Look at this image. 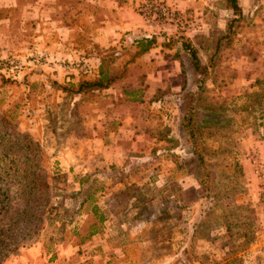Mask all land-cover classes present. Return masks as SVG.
Wrapping results in <instances>:
<instances>
[{"label":"rangeland","instance_id":"rangeland-1","mask_svg":"<svg viewBox=\"0 0 264 264\" xmlns=\"http://www.w3.org/2000/svg\"><path fill=\"white\" fill-rule=\"evenodd\" d=\"M239 3V17L227 0H69V11L46 6L67 22L80 9L85 27L89 14L119 16L130 6L149 28L143 33L192 42L209 67L197 104L203 108L198 146L204 168L181 130L186 93L197 87L188 68L183 90L187 76L174 62L175 48L158 46L129 65L112 88L85 96L67 95L53 83L97 78L100 60L85 55L87 37L77 40L78 52L63 55L40 53L37 41L30 51L0 53L8 65L0 68V117L14 134L39 146L50 175L63 176L52 183L54 213L35 227L24 220L3 264H264L260 181L250 161L256 151L264 166L256 101L264 91V0ZM7 4L0 0V18L10 15ZM29 20L26 35L32 41L40 35L41 20L36 14ZM20 26L14 36L22 43ZM50 33L49 45L71 50L57 42V30ZM239 159L241 170L235 166ZM85 176L97 179L101 191L80 207L77 192ZM92 227L99 235L89 236Z\"/></svg>","mask_w":264,"mask_h":264},{"label":"trees","instance_id":"trees-1","mask_svg":"<svg viewBox=\"0 0 264 264\" xmlns=\"http://www.w3.org/2000/svg\"><path fill=\"white\" fill-rule=\"evenodd\" d=\"M239 1L227 0L228 8L234 11L236 17L242 15ZM236 22L231 21L232 29ZM81 26L87 30L84 25L81 24ZM86 26H88L87 23ZM168 35L165 32L159 34L145 33L141 36H131L130 33H124L118 45L104 48L94 43L87 32L80 33L76 36L73 47L76 48L75 45L78 47L77 40L80 43L79 38L87 37L89 48L85 50H89L85 55L87 57L96 56L100 60L97 78L80 81L78 84L69 82L61 85L54 82L53 87L70 96L102 93L124 78L129 65L150 54L158 46L162 49L175 48L174 60L179 65L183 75L187 76L183 90H186L187 85H189V69L192 71L193 84L197 87L196 91L186 93V103L181 113V130L190 136V142L194 146L192 154L197 156L199 167L204 168L205 158L198 146L200 130L198 123L203 114V108L197 104L198 96L204 90L209 77V67L203 64L199 50L189 39L184 36L169 37ZM225 37L227 40L230 35L227 34ZM161 38H164L163 42H160ZM221 47L220 40L217 42L216 52ZM76 49L79 51V47ZM210 63L213 64L212 57ZM256 96V101L260 103L258 119L261 120L262 127H264V91L256 94ZM9 125L10 123L6 118L0 117V264H3L8 255L14 251V241L19 239L17 236L20 234L18 227L24 220L25 224L35 227L45 222L47 214L54 213L56 207L51 206L52 183L58 182L63 177L61 174L50 175L44 166L43 152L39 146L27 136L14 134L9 129ZM261 142L264 145V140ZM237 162H235V166L241 170L240 159L239 164ZM97 183L98 180L92 179V176H85L79 181L82 188L77 192V196L83 198L80 207L101 191V188L96 186ZM206 183L208 181L205 182L204 179L199 180V184L202 186ZM86 184H90L89 188H85ZM101 221H103L102 218ZM99 232L100 230L92 227L89 236L95 237L99 235Z\"/></svg>","mask_w":264,"mask_h":264},{"label":"crops","instance_id":"crops-1","mask_svg":"<svg viewBox=\"0 0 264 264\" xmlns=\"http://www.w3.org/2000/svg\"><path fill=\"white\" fill-rule=\"evenodd\" d=\"M10 4H7L4 9H8L10 11V15L7 17L0 18V53H13L19 51L21 48H24L25 51L31 49V45L33 41H37L38 50L40 53L44 54H54V55H63V53L69 52H78L76 48H74V39L80 33H86L91 38L94 43H97L101 47H110L115 46L119 43L122 38V33L125 32H133L131 36H135L136 34L143 33V29L147 31L149 28L146 23L143 21V18L137 14V12L132 7H127L119 16L116 14L109 13L107 15L96 17L94 15H87V30L81 26V23L78 20V17L81 16L79 13L80 9H78L75 14H77V18L71 21H66L63 18L57 17L56 12H52V8H47V4H53L52 6H56V4H60V9L73 10V8H69L66 6V2L69 0H30V2L20 1V0H8ZM42 1V4L40 2ZM75 1V0H73ZM89 4L94 0H86ZM29 3H32L29 5ZM26 4V5H25ZM7 7V8H6ZM19 10L22 12V15L15 18V14L13 12L15 10ZM123 9V8H122ZM48 10V12H46ZM127 11V12H126ZM37 15V18L41 21H38V26H40V35L37 38H30V35H26V32L29 31L30 25L29 23L33 18V15ZM49 16L44 20V16ZM117 17H121L118 19ZM143 21V22H142ZM17 23H19L22 28L23 37L22 43H20L19 38H16L15 29L17 28ZM57 30V34L55 35L57 42L60 46L63 47H71V50L66 51L64 48H54L49 45L50 42V31ZM4 34V36H2ZM145 34V32L143 33ZM2 42H6L7 48L3 46ZM59 46V47H60ZM35 50V49H34ZM33 50V51H34ZM30 51V50H29ZM175 62V61H174ZM121 130V129H120ZM124 130V128H123ZM127 130V129H126ZM261 147V146H260ZM245 163H248L247 159Z\"/></svg>","mask_w":264,"mask_h":264},{"label":"built area","instance_id":"built-area-1","mask_svg":"<svg viewBox=\"0 0 264 264\" xmlns=\"http://www.w3.org/2000/svg\"><path fill=\"white\" fill-rule=\"evenodd\" d=\"M144 10H142L143 12ZM143 16L145 18H147L146 13H143ZM38 59H34V61H37ZM0 68L2 69H7L8 65L0 60ZM13 69H18V66L15 64L14 62H12V67ZM250 161L251 164L254 166V174L256 176V178L260 181V199L262 202V207H263V213H264V166H263V161L261 160L260 155L258 154V152L254 151L252 152V154L250 155Z\"/></svg>","mask_w":264,"mask_h":264}]
</instances>
